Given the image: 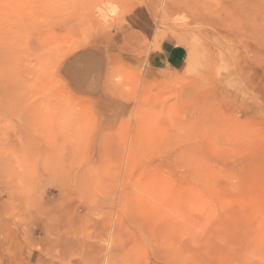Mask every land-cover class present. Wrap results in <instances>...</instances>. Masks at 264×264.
I'll list each match as a JSON object with an SVG mask.
<instances>
[{
  "label": "rangeland",
  "instance_id": "obj_1",
  "mask_svg": "<svg viewBox=\"0 0 264 264\" xmlns=\"http://www.w3.org/2000/svg\"><path fill=\"white\" fill-rule=\"evenodd\" d=\"M0 264H264V0H0Z\"/></svg>",
  "mask_w": 264,
  "mask_h": 264
},
{
  "label": "crops",
  "instance_id": "obj_2",
  "mask_svg": "<svg viewBox=\"0 0 264 264\" xmlns=\"http://www.w3.org/2000/svg\"><path fill=\"white\" fill-rule=\"evenodd\" d=\"M184 58L185 53L183 49L178 47L161 49L157 56L158 62H160L162 66H166L170 69H177L184 61ZM154 61L155 59L152 57V66H155Z\"/></svg>",
  "mask_w": 264,
  "mask_h": 264
},
{
  "label": "bare ground",
  "instance_id": "obj_3",
  "mask_svg": "<svg viewBox=\"0 0 264 264\" xmlns=\"http://www.w3.org/2000/svg\"><path fill=\"white\" fill-rule=\"evenodd\" d=\"M177 9H180V8H177Z\"/></svg>",
  "mask_w": 264,
  "mask_h": 264
}]
</instances>
